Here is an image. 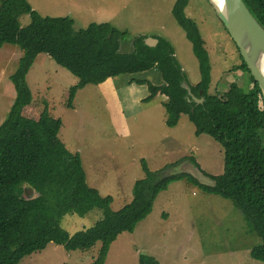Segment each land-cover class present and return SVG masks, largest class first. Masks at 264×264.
Segmentation results:
<instances>
[{
    "label": "rangeland",
    "instance_id": "374dc122",
    "mask_svg": "<svg viewBox=\"0 0 264 264\" xmlns=\"http://www.w3.org/2000/svg\"><path fill=\"white\" fill-rule=\"evenodd\" d=\"M175 1L27 0L40 16L72 18L76 30L90 23H109L125 31L120 53H129L132 41L140 36L165 39L193 87L201 80L199 66L191 43L172 17ZM184 12L196 23L208 53V94L224 92L231 82L246 90L245 73L233 70L241 63L236 45L212 6L207 0H189ZM29 21L28 15L18 17L21 27ZM20 56L15 46L0 47V124L15 98L9 76ZM77 82L46 54L37 55L26 75L32 101L22 115L36 120L47 104L48 112L62 121L58 138L69 152L79 154L87 185L100 196H109L112 210L131 201L134 183L146 176L143 163L157 178L176 175L182 163L191 161L206 176L223 172L222 147L206 134L196 135L187 115H180L173 127L166 125L165 95L158 93L143 102L149 84H164L158 69L87 84L76 92L72 108H66L68 90ZM100 214L97 209L85 217L67 214L61 227L71 236L92 226ZM259 243L257 231L233 200L206 192L183 177L157 194L151 212L132 232L118 235L104 264H138L140 254L154 257L159 264H264L250 255ZM100 247L97 242L88 250L66 251L50 243L19 264H93Z\"/></svg>",
    "mask_w": 264,
    "mask_h": 264
},
{
    "label": "trees",
    "instance_id": "16d2710c",
    "mask_svg": "<svg viewBox=\"0 0 264 264\" xmlns=\"http://www.w3.org/2000/svg\"><path fill=\"white\" fill-rule=\"evenodd\" d=\"M188 1L176 0L171 14L191 43L198 62L201 80L190 88L195 97L204 98L199 104L187 100L186 91L180 86L185 76L173 56L171 44L165 39L158 37V43L150 47L144 43L145 37L140 36L132 41L129 53H120V40L127 33L109 23H90L76 30L72 18L40 16L27 0L0 1V47L8 44L21 52L18 66L9 76L15 98L0 124V264H19L24 257L45 249L50 243L74 251L88 250L97 242L101 247L93 264H104L109 246L118 235L132 232L151 212L157 194L183 177L204 191L237 204L260 238L250 255L264 262L262 93L236 47L241 63L233 70L245 73L246 90L231 82L224 92L208 94V53L196 23L185 15ZM243 1L264 28V0ZM20 15L30 18L24 27L19 25ZM39 54H46L78 78L68 90L66 108H72L76 92L87 84L158 69L164 84L158 87L149 84V96L144 101L158 93L165 95L168 127L175 126L180 115L185 114L196 135L206 134L222 147L223 172L208 176L215 186L201 185L184 172L157 178V173L150 172L143 163L146 176L134 183L131 201L112 210L111 198L100 196L87 185L79 154L69 152L58 138L62 121L48 112L47 104L36 120L22 115L23 108L32 101L26 75ZM94 209L101 214L89 228L70 236L61 227L63 216L85 217ZM138 264L159 263L152 256L140 254Z\"/></svg>",
    "mask_w": 264,
    "mask_h": 264
},
{
    "label": "water",
    "instance_id": "95a60500",
    "mask_svg": "<svg viewBox=\"0 0 264 264\" xmlns=\"http://www.w3.org/2000/svg\"><path fill=\"white\" fill-rule=\"evenodd\" d=\"M214 9L230 38L235 43L252 77L257 82L264 100V79L258 68L259 60L264 56V28L251 14L243 0H207ZM147 46L153 47L158 41L153 38L144 39ZM180 86L186 91L188 101L202 103L204 98L198 99L191 93V88L185 80ZM201 94V93H200ZM180 171L189 174L201 185L214 187L215 182L200 171L191 162L180 165ZM169 172H166L168 175Z\"/></svg>",
    "mask_w": 264,
    "mask_h": 264
},
{
    "label": "bare ground",
    "instance_id": "6f19581e",
    "mask_svg": "<svg viewBox=\"0 0 264 264\" xmlns=\"http://www.w3.org/2000/svg\"><path fill=\"white\" fill-rule=\"evenodd\" d=\"M258 68L260 69V72L262 74V77L264 79V56H262L258 63Z\"/></svg>",
    "mask_w": 264,
    "mask_h": 264
},
{
    "label": "crops",
    "instance_id": "0c3cea01",
    "mask_svg": "<svg viewBox=\"0 0 264 264\" xmlns=\"http://www.w3.org/2000/svg\"><path fill=\"white\" fill-rule=\"evenodd\" d=\"M17 48H18V47H17ZM142 81H143V80H142ZM149 101H151V100H149ZM149 101H144V100H143V102H149ZM4 113H5V112H4ZM7 113H8V112H7ZM7 113H6L5 115H7ZM4 117H5V116H4Z\"/></svg>",
    "mask_w": 264,
    "mask_h": 264
}]
</instances>
